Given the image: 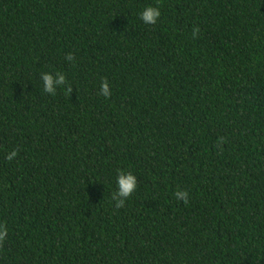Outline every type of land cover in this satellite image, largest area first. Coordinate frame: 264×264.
Instances as JSON below:
<instances>
[{
    "label": "trees",
    "instance_id": "trees-1",
    "mask_svg": "<svg viewBox=\"0 0 264 264\" xmlns=\"http://www.w3.org/2000/svg\"><path fill=\"white\" fill-rule=\"evenodd\" d=\"M0 224V264H264V0H0Z\"/></svg>",
    "mask_w": 264,
    "mask_h": 264
},
{
    "label": "clouds",
    "instance_id": "clouds-1",
    "mask_svg": "<svg viewBox=\"0 0 264 264\" xmlns=\"http://www.w3.org/2000/svg\"><path fill=\"white\" fill-rule=\"evenodd\" d=\"M161 16V11L158 7L148 6L144 8L140 17L145 24L153 25L157 23L159 17ZM195 31L193 35L195 36ZM69 60H72L71 55L68 56ZM44 90L50 94H55L57 86H63L66 83V76L61 72H56L55 75L49 72L42 74ZM101 94L105 97L110 95L109 85L105 81L101 85ZM17 155V152L13 150L8 154L7 159L12 160ZM117 190L113 194V199L116 200L117 207H121L125 204L126 199L131 196L137 187V177L131 172L121 171L116 177ZM177 199H184L187 201L188 193L186 191L178 190L175 193ZM8 235V229L4 224H0V241H3Z\"/></svg>",
    "mask_w": 264,
    "mask_h": 264
}]
</instances>
